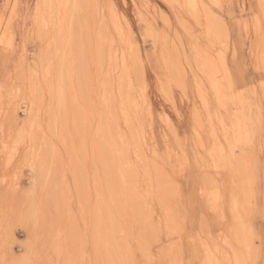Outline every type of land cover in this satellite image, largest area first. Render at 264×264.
I'll return each mask as SVG.
<instances>
[{"label":"rangeland","instance_id":"obj_1","mask_svg":"<svg viewBox=\"0 0 264 264\" xmlns=\"http://www.w3.org/2000/svg\"><path fill=\"white\" fill-rule=\"evenodd\" d=\"M202 1L204 7L209 6L205 9L203 7L198 14L203 21L202 26L196 25L195 17L186 9L183 0L173 2L171 0L79 1L78 7L73 9L71 7L72 10H79L73 13L70 9L69 14V33L73 29L69 34L70 48L67 47L71 52L70 58H73L71 68L74 69L72 72L74 77L71 78H67L66 72H63V57H66V52L59 44L60 35L52 26H43L32 20L26 22L23 17L14 22L15 37H19L26 28L29 30L34 28L35 39L27 45L23 64H20L19 55L11 50L6 51L5 44L0 43V260H58L61 257L57 253V248L64 249L63 258H72L80 242L77 226L83 224L85 215L89 221V237L95 236V223L92 220L95 219L94 214H97V206L100 202L105 204L108 202L107 205L114 213L119 225L115 231L106 228L107 238L101 244L106 253H111L113 247H116L123 255L126 242L140 236V229L148 217V208L145 204L146 193L153 192L147 199L151 202L154 197L152 210L157 213V221L160 219L163 201H172L175 205V193L169 186L163 169L165 157L169 155V151L172 159H175L176 136L181 138L187 136L190 140L193 138L192 113L197 106L203 109L204 116L200 128L202 136L199 139L207 143L213 137L212 129L218 128L217 120H214V124L209 120V110L204 108L201 102L202 91L205 96L209 95L204 76L198 69L192 50L193 43H197L202 48H211L212 53L218 51V45L215 49L213 48L216 40L211 34L214 33L212 28L210 33L205 12H208L206 11L208 9L227 25L226 32L230 39L224 48V54L225 60L229 63L231 53L238 51L241 56L245 55L251 49L255 39V28L251 32L247 30L242 32L240 24L233 22V17L239 21L242 16L247 21L259 13L260 0ZM6 2L8 0H0V9ZM11 2L15 3L17 0H11ZM37 2L38 0H19V3L25 6L32 5L33 10ZM216 4L223 5V9H216L214 7ZM24 11H27V8ZM72 13L75 15L73 16ZM184 25H188V31H185ZM129 35L135 41L137 57L142 56L144 61H148L149 53L152 54V62L147 66H141L144 69L143 83L147 84L143 95L140 91L142 81L137 79L135 70H132L134 85L132 92L141 108L138 106L137 110H133L136 117L133 115L131 122L125 121L122 115L119 87L123 79L121 78L122 55L126 50L129 54L131 52L127 39ZM154 36L159 37L156 43L153 42ZM165 37H167V43H165ZM16 43L19 44V41L17 40ZM19 46L23 48L22 44ZM128 59H131L130 55ZM172 62L174 66L177 64L178 69L174 68ZM98 64L101 65L98 66ZM158 76H163L165 83H170L171 102L169 97L162 94ZM73 86L74 91L78 93L75 99L71 97ZM105 89L109 91L106 90L107 94L104 93ZM31 90H34V98L37 96L35 99L37 108L39 107V128L32 126L33 121L28 119L29 108L22 104ZM86 96L89 97L86 98ZM105 96L110 98L111 110L106 109ZM244 104L246 122L255 121L258 128L259 98H253L251 103L244 101ZM229 105L230 100L228 107ZM106 110L111 114L107 115ZM210 111L215 113L216 105H213ZM81 114L84 117L83 120L86 118L87 121L82 122ZM100 124L109 134L113 144L115 141L114 146L121 152L120 157L117 155V158L122 159L121 173L131 180L138 198H141L138 214L129 209L128 205L131 202L129 198H125L126 201L122 202L126 204L125 207L128 206V210H124L125 207L119 208V203L115 201L121 191L118 186H116L118 191L115 190L117 195L112 196L115 192L111 196L105 194L106 167L96 156L97 148L104 144L102 131L98 129ZM219 133V137H222L223 133ZM145 140L147 143L144 142ZM194 148L195 142L192 143L189 152L191 153ZM24 153H27V156ZM25 156L30 166L21 167L20 161ZM191 158L194 163L195 155L193 154ZM118 162L116 159L117 164ZM33 164L35 172L31 167ZM66 171L69 175H72L73 171L76 174L78 171V174L82 175L77 176L80 188L84 187L81 191L90 188L91 203L89 204V201L85 199L83 209L80 207L81 198L76 191L77 183L72 185V196L68 197L64 194ZM153 178H158L161 182L160 187L166 188L167 191L163 189L165 194L163 196L167 195V200L157 195ZM226 179L228 177L223 176L220 183L223 184ZM260 192L261 178L258 175L256 178L258 205L264 204ZM73 197H75L74 202L69 203ZM181 210H183L182 205ZM208 214L216 217V220L212 225L211 233H205L203 238L211 240L213 250L217 244L223 248L225 240L232 241L235 237L232 231L234 225L231 221V211L226 213L228 222L216 213L209 211ZM37 217L39 218L38 227L35 224ZM262 224L264 220L259 216L254 218L253 225L257 231ZM189 227H191V221ZM196 231L199 232L198 222ZM108 236L112 237L110 240H113L112 242H108L110 239ZM6 238L8 239L7 253L5 252ZM111 246L113 247L110 250ZM185 247H188L187 240ZM187 258L196 259L197 257L193 255ZM203 258V255L199 257L201 260Z\"/></svg>","mask_w":264,"mask_h":264},{"label":"snow or ice","instance_id":"obj_2","mask_svg":"<svg viewBox=\"0 0 264 264\" xmlns=\"http://www.w3.org/2000/svg\"><path fill=\"white\" fill-rule=\"evenodd\" d=\"M46 7L48 6L37 3L33 10L30 4L25 6L19 3V0L15 3L8 0L0 9V31L4 32V39H0V43L7 41L5 50H11L19 55L20 64L24 62L28 43L35 39V30L26 28L19 37H15L12 34L14 22L23 17L26 22L32 20L38 24L41 11ZM214 7L223 9L221 4ZM25 8L27 11H24ZM207 19L210 33L211 25L216 26V43L213 48L218 45V51L212 53L217 68V80L213 86L215 97L205 96L203 91L201 92V102L204 108L209 110L208 118L211 120L210 109L213 105L228 110L229 100L251 103L253 98L258 97L259 127H256L255 121L243 122L239 126L233 123L229 127L221 120V127L224 129L222 137H219L214 128L212 139L206 143L199 139L202 136L200 128L204 121L203 109L199 106L193 109V138L190 140L187 136L183 138L176 136L175 159H172L170 151L165 157L163 171L175 193V205L172 201L162 202L160 219L157 221V213L152 210L154 197L149 202L147 197L152 196V193H146L148 217L140 229V236L126 242L122 258H112L110 253L105 252L98 237H89V221L85 215L83 224L77 226L80 242L72 258H63L64 249L57 248V253L61 257L58 260L4 259L0 260V264H264V224L258 231L253 226L255 217L259 216L264 220V204L258 205L256 202L258 175L261 178L260 197L264 199V0L259 2V13L250 20L245 21L241 16L240 20L236 21L233 17V22L240 24L242 32L245 30L251 32L255 28V39L245 55L241 56L238 51L231 53L230 63L225 60L224 54V48L230 39L226 32L227 25L213 12H209ZM195 21L196 25H203L200 17H195ZM184 28L188 31V25H184ZM127 39L131 52L130 54L127 50L125 52L126 67L130 71L135 70L142 81L141 65L147 66L151 63L152 54L149 53L148 61H144L142 56L137 57L135 41L130 35ZM158 39L159 37L154 36L153 42L156 43ZM17 40L19 44L16 43ZM20 44L23 48L19 46ZM158 79L162 94L169 97L171 102L170 83H165L163 76H158ZM146 89L147 84L142 81L140 89L142 95ZM217 118L219 119V112ZM144 142L147 143L146 140ZM193 142L195 148L190 153L189 149ZM193 154L194 163L191 158ZM20 166H30L26 156L20 161ZM31 167L35 172V165ZM223 176H227L228 179L221 184L220 179ZM73 183H77L76 191L81 198L80 207L83 209L85 199L91 203L90 188L81 191L76 172L73 171L72 175H69L66 171L64 187L67 196H72ZM74 200L75 197L69 203ZM229 210L235 237L232 241L225 240L223 248L217 244L213 250L211 240L203 238L205 233H211L216 220V217L209 215L208 212L216 213L228 222L226 213ZM197 222L199 232L196 231ZM35 224L39 226L38 217ZM186 240L188 247H185ZM7 250L6 238V253ZM193 255L197 258H187ZM201 255L204 256L202 260L199 259Z\"/></svg>","mask_w":264,"mask_h":264},{"label":"bare ground","instance_id":"obj_3","mask_svg":"<svg viewBox=\"0 0 264 264\" xmlns=\"http://www.w3.org/2000/svg\"><path fill=\"white\" fill-rule=\"evenodd\" d=\"M79 1H81V0H38V2L37 3H40V4H42V5H47L48 7H46V8H44V9H42V11H41V15H40V19H39V24L40 25H43V26H52L53 27V29H55V31H56V33L57 34H59L60 36H59V38L58 39H61L60 40V42H59V44L61 45V46H63L64 47V49H65V52H66V57H63L64 58V60H63V64H62V67H63V69H64V71L63 72H66V74H67V78H71V77H74V76H72L73 74H72V72H73V70H72V68H71V64H73L72 62H71V60L73 59H71L70 58V55H71V52H69V50H68V48L67 47H69L70 48V35L69 34H71L72 33V31H73V29H72V31H71V33H69V14H70V9H71V7H64V6H67V5H73V6H78V3H79ZM172 2L174 1V0H171ZM183 2H184V5H185V7H186V9L190 12V14H192L194 17H197L198 16V14H199V12H200V10L204 7L203 5V1L202 0H183ZM83 3V2H82ZM84 5V4H83ZM191 6H198V7H191ZM79 7H80V5H79ZM73 8H76V7H72V9ZM71 9V10H72ZM204 9H205V7H204ZM76 10H79V9H74V10H72V12L74 13V11H76ZM206 11H208V12H205V14H206V19H207V17H208V14H209V10L207 9ZM72 13V14H73ZM77 13V12H76ZM99 13V12H98ZM122 14V13H121ZM204 14V15H205ZM75 14H73V16H74ZM99 15V14H98ZM119 15V14H118ZM73 18V17H72ZM73 20H74V18H73ZM127 20V19H126ZM116 21V20H115ZM17 22V21H16ZM15 22V23H16ZM117 22V21H116ZM207 25L210 27V25H209V22H208V19H207ZM80 23V22H79ZM84 23H85V21H84ZM83 23V24H84ZM150 26V25H149ZM88 27V26H87ZM95 27V26H94ZM14 28V27H13ZM71 28V27H70ZM82 28V27H81ZM211 28L213 29L212 31L214 32V33H211L212 34V36L215 38V31L216 30H214L215 29V25L213 24V25H211ZM18 29V28H17ZM54 31V30H53ZM52 31V32H53ZM211 31V32H212ZM255 31V30H254ZM16 33H17V31H16ZM12 34L14 35V31H13V29H12ZM17 35V34H16ZM209 36H210V34H209ZM48 37V36H47ZM46 37V38H47ZM211 37V36H210ZM44 38V37H43ZM214 38H213V40H214ZM0 39H4V32L3 31H0ZM58 41V40H57ZM7 41L5 40L4 41V43H1V44H5ZM80 42V41H79ZM90 43V42H89ZM97 43H98V46H99V42L97 41ZM73 45V44H72ZM100 46H101V43H100ZM192 50H193V52H194V54H195V56H194V58H195V60H196V64H197V66L199 67L198 69L199 70H201V72H202V75L204 76V80H205V85H206V88H207V92H208V95L209 96H211V97H215V92H214V90H213V86H214V84L216 83V80H217V68H216V64H215V61H214V58H213V55H212V51H211V48H207V49H205V48H202L199 44H197V43H193V45H192ZM70 51H72V50H70ZM82 51V50H81ZM53 51H51V53H52ZM64 52V53H65ZM67 52H69V53H67ZM76 53V52H75ZM103 53V52H102ZM74 54V53H73ZM53 55H54V53H53ZM186 55V54H185ZM43 56H41V58H42ZM49 58V57H48ZM104 58V57H103ZM44 59V58H43ZM42 59V60H43ZM122 59V60H121ZM120 60H121V69H122V72H121V78H123L122 79V81H121V83H120V94H121V99H122V115H123V117H124V119H125V121H127V122H131V119L133 118V113H134V111L133 110H137V108H138V103L136 102V98L134 97V95H133V92H132V90H133V78H132V71H130L129 70V68L128 67H126V56H125V53L122 55V58H121ZM172 59V58H171ZM177 59V58H176ZM216 59H218V57H216ZM75 60H76V57H75ZM79 60V59H78ZM99 60V59H98ZM98 60H97V62H98ZM101 60V59H100ZM186 60V59H185ZM101 61H103V60H101ZM101 61H100V63H101ZM118 63V62H117ZM59 65V64H58ZM101 65V64H100ZM99 64H98V66H100ZM172 65L174 66V64H173V62H172ZM73 66V65H72ZM142 66V65H141ZM172 66V67H173ZM177 66V64H175V66H174V68H177L178 69V66ZM143 67V66H142ZM73 68H74V66H73ZM19 69V68H18ZM142 69V71L144 70L143 68H141ZM62 70V69H61ZM177 72L179 71V70H176ZM61 73V72H60ZM98 73V72H97ZM65 74V73H64ZM82 74V73H81ZM83 75V74H82ZM122 75H123V77H122ZM134 75V74H133ZM135 75H137V72L135 71ZM173 75V74H172ZM178 75V77H179V74H177ZM99 76V75H98ZM181 76V75H180ZM65 77V76H64ZM135 77V76H134ZM167 77V76H166ZM24 78V77H23ZM180 78V77H179ZM63 79V78H62ZM61 79V80H62ZM135 79V78H134ZM137 79H140V78H138V75H137ZM25 80V79H24ZM30 80V79H29ZM39 80V79H38ZM67 80V79H66ZM71 80V79H70ZM144 80H145V75H144ZM142 81H143V76H142ZM109 82V81H108ZM144 82V81H143ZM179 82V81H178ZM61 83V82H60ZM82 83V82H81ZM5 84V83H4ZM139 84V83H138ZM141 84V83H140ZM103 85H104V83H103ZM21 86H22V84H21ZM140 86H142V85H140ZM51 87H52V85H51ZM80 87V86H79ZM105 88H106V86H105ZM23 89V88H22ZM71 90H72V92H71V97L73 98V99H75L76 98V93L77 92H75L74 91V86L71 88ZM81 90V89H80ZM107 89H105V91H106ZM203 90V89H202ZM4 91V90H3ZM108 91V90H107ZM107 91L106 92H104V93H106L107 94ZM109 92V91H108ZM34 90L32 91H30V92H28L27 94V99H26V101H21L22 102V104H24V106H27L28 108H29V115H28V119L30 118V121L32 122L33 121V123H32V126L34 127V128H39L40 127V120H39V114H38V109H39V107L37 108V106H38V104H37V102H36V97L34 98ZM53 93V92H52ZM103 93V94H104ZM64 94V93H63ZM78 94V93H77ZM89 94V93H88ZM64 95H66V94H64ZM61 96H63V95H61ZM67 96V95H66ZM65 96V97H66ZM1 97V96H0ZM89 97V96H88ZM87 96H86V98H88ZM100 97V96H99ZM59 98V97H58ZM61 98V97H60ZM106 98V96L104 97V99ZM41 99V98H40ZM63 99V98H62ZM144 99V98H143ZM1 100V99H0ZM54 100V99H53ZM64 100H65V98H64ZM82 100V99H81ZM89 100H90V98H89ZM140 100V99H139ZM39 101V100H38ZM60 101V100H59ZM76 101V100H75ZM74 101V102H75ZM105 103H106V109H108V110H111L110 108V103H111V101H110V98L109 97H107L105 100ZM138 101V100H137ZM144 101V100H143ZM142 101V102H143ZM1 102V101H0ZM61 102V101H60ZM59 102V103H60ZM50 103V102H49ZM65 103V102H64ZM104 103V104H105ZM61 104V103H60ZM74 104V103H73ZM144 105H145V103H144ZM147 105V104H146ZM244 102H240V101H232V100H230V105H229V107H228V110H224L223 108H221V107H219V106H217L216 105V111H215V113H211V122L214 124V120L216 119L217 121L216 122H218V128L216 127L215 128V132L216 133H219V132H222L223 133V131H224V129L221 127V120H224L226 123H227V125L229 126V127H231L232 125H233V123H235L237 126H239L241 123H243V122H246V117H245V112H244V109H245V107H244ZM21 106V105H20ZM3 107H4V105H3ZM2 107V108H3ZM73 107V106H72ZM76 107V106H75ZM140 107V106H139ZM144 107V106H143ZM142 107V108H143ZM145 107H147V106H145ZM19 108V107H18ZM18 108H17V110H18ZM141 108V107H140ZM1 109V108H0ZM144 109V108H143ZM148 109H150V108H148ZM108 110H106L107 112V115H109V113H110V111H108ZM139 110V109H138ZM24 111L26 112V109H24ZM76 111V110H75ZM144 111V110H143ZM150 111V110H149ZM148 111V112H149ZM224 111V112H223ZM1 112H2V110H1ZM16 112V111H15ZM103 112V111H102ZM218 112H219V119L217 118V116H218ZM27 113V112H26ZM81 112H79V114H80ZM106 113H105V115H106ZM115 113V112H114ZM12 114H14V112L12 113ZM16 114V113H15ZM76 114H77V112H76ZM111 114V113H110ZM146 114V113H145ZM41 116V115H40ZM69 116V115H68ZM104 116V115H103ZM135 117H136V115H134ZM81 117H82V122H84V120L86 119H84L83 120V116H82V114H81ZM86 117V116H85ZM7 118H5V120H6ZM78 119V118H77ZM16 120V119H15ZM18 120V119H17ZM75 120V119H74ZM80 120H81V118H80ZM105 120V119H104ZM50 121H52V120H50ZM57 121V120H56ZM85 121H87V120H85ZM80 122V121H79ZM215 122V123H216ZM7 123V122H6ZM26 123H28V121L26 122ZM50 123V122H49ZM77 123V122H76ZM75 123V124H76ZM86 123V122H85ZM115 123V122H114ZM25 124V123H24ZM26 125V124H25ZM29 125V124H28ZM48 125V124H47ZM86 125V124H85ZM103 125V124H102ZM216 125V124H215ZM31 126V125H30ZM52 126V125H51ZM106 126H108L107 124H106ZM74 127H75V125H74ZM109 127V126H108ZM115 127V126H114ZM15 128V127H14ZM135 128V127H134ZM50 129H51V127H50ZM53 129H54V127H53ZM97 129V128H96ZM99 130H100V132H101V134L103 135V139H104V144L103 145H100V147H98L97 148V151H96V156H97V158L102 162V164L103 165H105V167H106V170H105V179H104V183H105V189H106V191H108V193H106V191H105V194H107V195H110L111 196V194L112 193H114L115 192V190L117 189L116 188V186H118L119 188V190L121 189V191H120V193H118L119 195H117V191H118V189L116 190V194L114 193L112 196H114V195H117V197H116V199H115V197H114V199H115V201H117L118 203H119V208L121 207V209L122 208H124L125 207V205L126 204H123L124 202L123 201H126V200H124L125 198H129L130 199V204L128 205L129 206V209L132 211V212H135V214H136V212H137V214L138 213H140L139 211H138V209H140L141 207L139 206V204L141 205V203H139V200L141 199H139L138 198V195H137V193H136V190H135V188H134V184L132 185V183H131V180L129 179V178H127L126 177V175H124V174H122L121 173V171H122V165H121V160L119 159V158H117V155H119L118 157H120L121 155V152H119V149L118 148H116L114 145H115V141H114V144L112 143V141H111V138H110V136H109V134L108 133H106L105 132V130L102 128V126H101V124H100V126H99V128H98ZM107 129V128H106ZM110 129V128H109ZM31 130V129H30ZM213 130V129H212ZM115 131V130H114ZM63 132V131H62ZM84 132V131H83ZM99 132V131H98ZM99 132V133H100ZM9 133H10V131H9ZM118 133V132H117ZM5 134V133H4ZM22 134H23V132H22ZM84 134V133H83ZM97 134V133H96ZM220 134V133H219ZM19 135H21V134H19ZM118 135V134H117ZM25 136V135H24ZM19 137H21V136H19ZM83 137V136H82ZM118 137V136H117ZM134 137V136H133ZM14 138V137H13ZM26 138V137H25ZM24 138V139H25ZM126 138V137H125ZM19 139V138H18ZM17 139V140H18ZM23 139V140H24ZM114 139V138H113ZM16 140V139H15ZM20 140H22V139H20ZM19 141V140H18ZM26 141V140H25ZM46 141V140H45ZM15 142H17V141H15ZM14 142V143H15ZM22 142V141H21ZM47 142V141H46ZM139 142V141H138ZM26 143V142H25ZM48 143V142H47ZM16 144V143H15ZM24 144V143H23ZM40 144V143H39ZM46 145V144H45ZM120 146V145H119ZM5 147H6V144H5ZM35 147V146H34ZM120 148V147H119ZM123 148V147H122ZM15 149V148H14ZM86 149V148H85ZM10 150H12V149H10ZM29 150V149H28ZM36 150V149H35ZM122 150V149H121ZM142 150V149H141ZM18 151V150H17ZM38 151V150H37ZM136 151V150H135ZM14 152V151H13ZM142 152V151H141ZM16 153V152H15ZM27 153H29L28 151H27ZM27 153L25 154L26 156H27ZM38 152H36V154H37ZM44 153V152H43ZM143 154V153H142ZM42 155V154H41ZM10 158V157H9ZM122 158V157H121ZM128 158V157H127ZM116 159H117V161H119L118 162V164L116 163ZM15 161V160H14ZM39 161H40V159H39ZM71 161V160H70ZM124 161V160H123ZM16 162V161H15ZM84 162V161H83ZM38 163V162H37ZM12 164V163H11ZM35 164V163H34ZM72 164V163H71ZM153 166V165H152ZM75 167V166H74ZM76 168H77V166H76ZM152 168V167H151ZM97 169V168H96ZM5 170H6V168H5ZM124 171V170H123ZM132 171V169L130 170V172ZM80 173V172H79ZM121 173V174H120ZM135 173V172H134ZM133 173V174H134ZM5 174V173H4ZM77 174H78V171H77ZM1 176V175H0ZM78 177H80V176H82L81 174H78L77 175ZM149 177V176H148ZM154 177V176H153ZM87 178V177H86ZM155 178V177H154ZM153 178V179H154ZM153 179H151V180H153ZM85 180V179H84ZM150 180V181H151ZM160 183L161 182H159V179L158 178H156V179H154L153 180V186H154V188L157 190V195L159 196V197H161L163 200H167L166 199V197H167V195H166V197L165 196H163V195H165V194H163L164 193V191H163V189L164 190H166V188H162V187H160ZM167 184V183H166ZM81 185V184H80ZM83 185V184H82ZM150 185V184H149ZM77 186V185H76ZM95 186H96V184H95ZM102 186V185H101ZM162 186V185H161ZM165 186V185H164ZM152 187V186H151ZM82 188H84V187H81L80 189H82ZM153 188V187H152ZM169 188V187H168ZM151 189V188H150ZM154 189V190H155ZM162 189V190H161ZM170 189V188H169ZM168 189V190H169ZM73 190V189H72ZM76 190H77V187H76ZM160 190H161V192H160ZM163 191V192H162ZM167 191V190H166ZM139 192V191H138ZM150 192H152V191H150ZM169 192V191H168ZM103 193V192H102ZM159 193V194H158ZM167 193V192H166ZM10 194V193H9ZM65 194V193H64ZM152 194H153V192H152ZM67 196V195H66ZM154 196V195H153ZM69 197V196H68ZM162 200V201H163ZM158 201H160V200H158ZM116 202V203H117ZM123 202V203H122ZM141 202V201H140ZM163 202H166V201H163ZM86 203V202H85ZM99 203V202H98ZM112 203V202H111ZM117 203V204H118ZM125 203H127V202H125ZM167 203V202H166ZM107 204H108V202H107ZM107 204H105L104 202H100L99 204H98V206H97V208H98V210H97V214H94L95 215V219L94 220H92L94 223H95V225H94V230H95V236L96 237H98L99 239H100V242L102 243V241L105 239V238H107L106 237V235L107 234H105L106 232V228L107 229H110L111 231H115V230H117L118 229V223H117V219L115 218V215H114V213L112 212V210H110V208L108 207V205ZM143 205V204H142ZM96 206V205H95ZM116 206V205H115ZM118 206H117V208H118ZM128 206H126L125 207V209L124 210H128ZM144 206V205H143ZM114 207V206H113ZM140 207V208H139ZM119 209H117V211H118ZM123 210V212H125ZM137 210V211H136ZM120 213H121V211H119ZM129 212V211H128ZM93 213H95V212H93ZM130 213V212H129ZM83 216V215H82ZM133 217V216H132ZM145 218V217H144ZM230 218V217H229ZM140 225V224H139ZM254 226V225H253ZM235 227H240L239 225H236ZM120 228V227H119ZM109 230V231H110ZM256 230H257V228H256ZM232 233V232H231ZM230 233V234H231ZM128 235V234H127ZM235 235V234H234ZM111 236V235H110ZM231 236V235H230ZM229 236V237H230ZM109 237V236H108ZM110 238V237H109ZM112 238V237H111ZM111 238L108 240V242H112V241H110L111 240ZM228 239V238H227ZM232 239H234V238H232ZM230 240V239H229ZM105 242V241H104ZM112 245V244H111ZM112 247L113 246H111L110 247V250L112 249ZM214 247H216V246H214ZM118 248V247H117ZM110 250H108V252L110 251ZM111 256H112V258H122V252L119 250V249H116V247L114 248L113 247V249H112V251H111Z\"/></svg>","mask_w":264,"mask_h":264}]
</instances>
